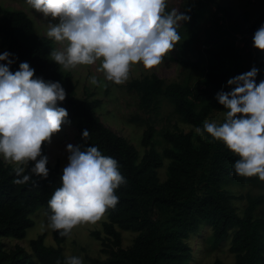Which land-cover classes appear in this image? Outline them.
Here are the masks:
<instances>
[{
    "label": "trees",
    "instance_id": "1",
    "mask_svg": "<svg viewBox=\"0 0 264 264\" xmlns=\"http://www.w3.org/2000/svg\"><path fill=\"white\" fill-rule=\"evenodd\" d=\"M204 7L206 3L196 1L185 9L191 19L185 21L184 28L190 35L185 45L180 42L176 45L180 54H185L186 46L199 38L198 24ZM262 25L264 15L250 21L245 13L217 6L204 31L203 48L198 51L197 60L179 61L193 69H198L204 61L205 73L201 79L188 86L166 83L151 74L126 83V90L136 93L138 108L144 114L156 116L159 98L164 97L172 103L174 113L183 123L201 129L197 134L165 132L162 138L168 147L159 154L152 141L154 125L150 118L140 120L145 125L141 141L145 152L139 159L135 147L100 120L96 109L101 106V100L77 98L72 75L63 73L56 62L49 61L53 40L39 34L25 12L0 6V54H12L10 59L14 63L10 70L14 73L20 63L27 62L35 69L36 77L60 82L67 96L58 106L69 114L66 123L75 126L76 146L81 150L98 147L103 155L118 161L126 179V184L116 190L119 197L116 207L105 213L107 222L102 224V231L91 233L101 241L102 253L107 257L89 258L88 264H188L192 261V250L187 241L201 226L210 228L214 248L229 239L233 264H264V192L256 197L234 196L222 187L242 180L254 183L259 178L236 174L233 165L239 157L203 131L204 122L213 112L226 114L216 96L221 91L232 90L227 84L230 78L256 67L259 69L256 82L264 80V51L253 46V36ZM238 37L242 48L236 46ZM224 121L225 118L218 124ZM85 129L90 133L87 140L82 136ZM43 154L46 155L45 145ZM163 159L169 163L167 177L161 182L157 170L162 167ZM47 167L50 170L47 179L33 176L28 183L17 185L13 183L16 179L13 166L0 158V238L22 239L33 226L30 216L37 209L50 214L48 200L60 186L63 170L57 164ZM233 200L246 201L242 215L236 212ZM259 208L262 213L257 215ZM119 230L137 233L129 247H122ZM53 234L56 247L46 246L45 235H39L29 242L32 254L22 247L6 251L0 244V264H57L58 260L63 264L65 256L60 245L65 237H59L55 231ZM211 264L221 262L215 260Z\"/></svg>",
    "mask_w": 264,
    "mask_h": 264
},
{
    "label": "clouds",
    "instance_id": "2",
    "mask_svg": "<svg viewBox=\"0 0 264 264\" xmlns=\"http://www.w3.org/2000/svg\"><path fill=\"white\" fill-rule=\"evenodd\" d=\"M48 23L47 37L62 44L52 50L51 60L65 70L100 62L98 71L108 82H127L134 65L151 70L160 65L181 41L179 27L191 17L178 8L169 10V0H26ZM190 11V9H189ZM253 46L264 51V25L253 36ZM9 52L0 54V158L14 165L17 185L33 176L47 179L49 157L43 146L62 130L68 112L58 106L67 93L60 82L36 77L27 62L14 73ZM259 69L230 78L232 90L217 93L226 110L222 124L205 121L203 131L221 141L239 159L234 172L258 177L264 182V80L256 82ZM90 83L107 87L93 75ZM197 132L201 129L197 128ZM85 140L90 133L84 130ZM68 163L60 186L48 200L46 227L70 238L75 227L95 224L109 208H115L116 190L126 184L118 161L96 146L81 150L67 145ZM34 164V166H30ZM27 173V174H26ZM61 264V261H57ZM63 264H84L78 256H66Z\"/></svg>",
    "mask_w": 264,
    "mask_h": 264
},
{
    "label": "rangeland",
    "instance_id": "3",
    "mask_svg": "<svg viewBox=\"0 0 264 264\" xmlns=\"http://www.w3.org/2000/svg\"><path fill=\"white\" fill-rule=\"evenodd\" d=\"M196 1L206 3L200 14L201 18L198 24L200 30L199 38L186 46L185 54H180L175 48L165 56L162 63L151 70L145 69L142 64L134 65L129 75L127 82L121 85L108 82L104 79L103 73L98 71L100 62L91 66L79 65L76 68L65 70L61 67L63 73H70L72 75V82L75 86V95L80 99H99L102 104L96 109L102 123L114 131L116 134L127 139L137 150L139 159L143 156L145 148L142 146V137L145 130V125L140 120L150 118L154 125L155 135L153 137V144L155 150L161 154L165 147H168L163 140L162 135L167 132L182 131L188 133L193 131L194 134L198 132L196 129L186 125L181 121L179 116L174 113L172 103L164 97L159 98V111L155 116L153 114H144L138 108V97L134 92L126 90V83L133 79H140L151 74L157 75L166 83H178L181 85L192 86L196 81L201 79L205 73V62H201L198 69L182 66L179 61H187L194 63L197 60L198 51L203 48L204 31L210 23L212 12L217 6L233 8L237 13H245L249 16L250 21H254L261 15H264V0H169V10L175 7L185 12L188 6H191ZM0 6L3 9L12 11H23L33 21L36 31L47 37L48 23H57L58 21L45 20L41 13L36 12L26 3V0H0ZM185 22H182L178 31L182 37L180 44L185 45L190 33L184 28ZM53 40V50H63V45ZM238 48L243 47L242 40L236 42ZM252 48V46L250 47ZM2 49L0 42V51ZM50 62V55L48 57ZM95 75L98 80L107 84V87H97L90 83V77ZM136 118V119H135ZM137 118L139 120H137ZM226 118L225 113L213 112L207 119L208 122L219 123ZM77 131L74 124L65 123L62 130L55 134L52 143L45 144V154L49 157V165L56 164L63 170L68 163L67 145L72 144L76 146ZM2 159V158H1ZM3 160V159H2ZM4 161V160H3ZM5 162V161H4ZM163 165L157 170L159 180L163 182L167 177L168 160H162ZM7 163V162H5ZM9 164V163H7ZM12 165V164H10ZM14 167V165H12ZM34 166L30 164L29 167ZM223 189L230 195L234 196H250L256 197L264 192V183L260 180L250 183L241 181L235 184H224ZM233 207L239 215H242L246 206L245 200H233ZM262 213L259 208L257 215ZM42 208L37 209L30 219L33 221V226L26 230L25 236L22 239L14 238H0V244L6 251L22 247L29 254H32L29 247V242L36 239L39 235H45L44 244L46 246L56 247L54 241L53 231L46 227L47 217ZM107 222V215L105 214L100 221L95 224H83L75 227L72 231L71 237H65L61 243L64 256H78L83 259L84 264H88L87 259H106V254L102 253L101 241L96 240L91 236L94 231H102V224ZM121 245L123 248L129 247L137 233L128 231H121ZM59 235V233H58ZM104 238V234L100 235ZM59 237H61L59 235ZM192 250V261L188 264H211L215 260H219L221 264H233L234 256L229 253V239L223 241L218 247L212 246L211 230L207 226H201L198 233L192 235L187 241Z\"/></svg>",
    "mask_w": 264,
    "mask_h": 264
},
{
    "label": "built area",
    "instance_id": "4",
    "mask_svg": "<svg viewBox=\"0 0 264 264\" xmlns=\"http://www.w3.org/2000/svg\"><path fill=\"white\" fill-rule=\"evenodd\" d=\"M239 40H241V37H238Z\"/></svg>",
    "mask_w": 264,
    "mask_h": 264
}]
</instances>
